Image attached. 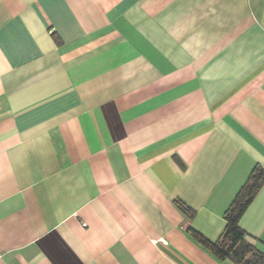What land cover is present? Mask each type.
<instances>
[{
	"label": "crops",
	"instance_id": "0c3cea01",
	"mask_svg": "<svg viewBox=\"0 0 264 264\" xmlns=\"http://www.w3.org/2000/svg\"><path fill=\"white\" fill-rule=\"evenodd\" d=\"M256 168L264 0H0V264H242Z\"/></svg>",
	"mask_w": 264,
	"mask_h": 264
},
{
	"label": "trees",
	"instance_id": "16d2710c",
	"mask_svg": "<svg viewBox=\"0 0 264 264\" xmlns=\"http://www.w3.org/2000/svg\"><path fill=\"white\" fill-rule=\"evenodd\" d=\"M263 175L264 173L256 168L250 181L237 194L227 213V226L221 240L210 242L191 230L197 239L219 257H231L242 264H264V252L245 240L244 231L239 225L242 214L262 185ZM181 206L190 211L184 204L181 203Z\"/></svg>",
	"mask_w": 264,
	"mask_h": 264
}]
</instances>
